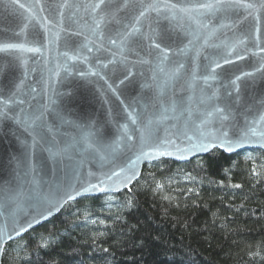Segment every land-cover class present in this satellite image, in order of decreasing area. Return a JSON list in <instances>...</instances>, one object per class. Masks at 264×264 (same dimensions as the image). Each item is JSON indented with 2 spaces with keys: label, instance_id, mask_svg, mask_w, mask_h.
Instances as JSON below:
<instances>
[{
  "label": "water",
  "instance_id": "95a60500",
  "mask_svg": "<svg viewBox=\"0 0 264 264\" xmlns=\"http://www.w3.org/2000/svg\"><path fill=\"white\" fill-rule=\"evenodd\" d=\"M98 2L0 0V48L18 46L0 50V264L9 243L68 203L131 188L146 165L264 152L259 136L231 151L214 139L264 132V0L215 12L200 7L215 0ZM152 3L167 7L137 24ZM213 105L228 119L206 117ZM198 142L209 146L185 151Z\"/></svg>",
  "mask_w": 264,
  "mask_h": 264
},
{
  "label": "trees",
  "instance_id": "16d2710c",
  "mask_svg": "<svg viewBox=\"0 0 264 264\" xmlns=\"http://www.w3.org/2000/svg\"><path fill=\"white\" fill-rule=\"evenodd\" d=\"M3 264H264V152L146 165L9 243Z\"/></svg>",
  "mask_w": 264,
  "mask_h": 264
},
{
  "label": "snow or ice",
  "instance_id": "6c2138e0",
  "mask_svg": "<svg viewBox=\"0 0 264 264\" xmlns=\"http://www.w3.org/2000/svg\"><path fill=\"white\" fill-rule=\"evenodd\" d=\"M113 0H107V3H112ZM106 0H99V2L95 5L96 9H99L101 7V5L105 4ZM124 6H127V0H125ZM21 7H23V5H21ZM164 7H167V5H163V4H157V3H152V4H148L146 6L143 7V11H141L139 13V16L136 18V23H139V20L141 17H144L149 11H155L157 13H159ZM172 8H175V5L171 6ZM200 7L208 9L209 11H221V10H229V9H237V8H243L245 10L248 9H253L255 7V5L251 4V3H246L245 0H215L214 3H208V4H204V5H200ZM261 7H264V4L261 5ZM183 11V9H182ZM97 27H99V24L97 25ZM139 29L138 28H134L132 31L129 32V34H133V32H138ZM112 43H115V41L113 40ZM157 48L160 47L159 44L155 45ZM18 47L15 44H7V45H3L2 48H0V50H4V49H11V48H16ZM32 50V49H30ZM226 63L228 62L227 60L225 61ZM220 65L217 64V67H219ZM182 67V65H181ZM246 75H250V74H246ZM206 80L208 79V77L205 78ZM237 79H239V77H237ZM209 100H211L212 98H208ZM205 101H201V103H204ZM9 101H4V100H0V104H3L5 107H7ZM22 103V101H21ZM172 110L175 111V103L173 104ZM0 114H3L2 110H0ZM214 114H218L219 117L222 120H227L228 116L225 114V109L224 108H220L217 107L215 105H213L212 111L207 112L205 115L207 116H212ZM36 119H39V117H36ZM261 121H264V116L260 117ZM208 121L207 119L202 120L201 121V125L197 126V131H200V127L204 124H206ZM249 134L251 136H259L261 137L262 140H264V132H257L256 128L254 127H250L248 129V131L243 132L242 135L240 136L239 139H237L236 141H231L229 139H227L228 137V132L224 131L221 133L220 137H215L214 139H217L220 143V145L222 147H226V150L231 151L233 150L234 147H239L242 144L245 143H250L251 140L249 138ZM200 136L203 137L204 133L202 131H200ZM187 139L189 141L193 140L192 136H187ZM89 147H91V144L88 145ZM208 144H205L203 142H198V143H192L190 145L189 148L185 149V151H193V150H206L208 148ZM214 146V145H213ZM160 155H163L165 153H157ZM141 155L143 156H147V153H141ZM137 159H140V157L138 156ZM120 171H123V169H121ZM120 173L119 172H113L111 176H108V179H112V176H119ZM104 181L101 180L100 184H103ZM98 185H91L89 188H85L84 191H90L91 189H95L97 188ZM100 191H104V188L100 187L99 188ZM75 197L72 195H68L67 199H74ZM47 215H51V212L49 211ZM47 215H43L41 214L43 219H47ZM39 222V221H37ZM29 227H31V224H29ZM27 229L25 228H21L20 231H26ZM20 233L17 232V235H19ZM11 238V237H9ZM40 247H47V243H41Z\"/></svg>",
  "mask_w": 264,
  "mask_h": 264
}]
</instances>
